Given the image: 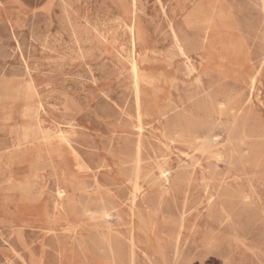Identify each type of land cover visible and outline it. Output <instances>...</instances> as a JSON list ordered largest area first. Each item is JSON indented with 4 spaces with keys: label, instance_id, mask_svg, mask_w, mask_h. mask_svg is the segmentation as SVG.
Listing matches in <instances>:
<instances>
[{
    "label": "rangeland",
    "instance_id": "374dc122",
    "mask_svg": "<svg viewBox=\"0 0 264 264\" xmlns=\"http://www.w3.org/2000/svg\"><path fill=\"white\" fill-rule=\"evenodd\" d=\"M0 264H264V0H0Z\"/></svg>",
    "mask_w": 264,
    "mask_h": 264
},
{
    "label": "bare ground",
    "instance_id": "6f19581e",
    "mask_svg": "<svg viewBox=\"0 0 264 264\" xmlns=\"http://www.w3.org/2000/svg\"><path fill=\"white\" fill-rule=\"evenodd\" d=\"M134 15V14H133ZM197 14H194L191 18L188 19L187 23L190 24L193 21L197 20ZM208 19V18H207ZM204 19L203 22L205 25L208 24L209 19ZM128 32L130 35V39H131V56H130V61H129V65H130V70H131V76H132V81H133V92H134V97H135V103H136V120H137V126H136V130H137V135H142V131L144 129L143 127V114L141 111V91H142V77L140 74V67L138 64V60H137V45H136V38H137V30L136 27L134 25V23H132L130 26H128ZM173 35H174V46L177 50V52L185 58V60L187 61V63L189 64V68L193 71V67L190 64V59L187 56L186 50L184 49V46L182 44V42L180 41V39L178 38V36L176 35V33L173 31ZM74 36V35H73ZM76 39V38H75ZM17 43V42H15ZM77 44V43H76ZM58 45V44H57ZM17 46V45H16ZM153 55V54H152ZM22 56V55H21ZM154 56V55H153ZM149 58V57H148ZM140 59V58H139ZM167 59V58H166ZM144 60V59H143ZM146 60V59H145ZM58 61V60H57ZM62 61V59H61ZM65 61V60H64ZM152 63V62H151ZM154 63V62H153ZM166 66V65H165ZM170 67V66H169ZM167 67V68H169ZM188 73V72H187ZM192 75V74H191ZM2 76V75H1ZM121 77V76H120ZM85 80V79H84ZM119 80V79H118ZM169 81V80H168ZM171 82V81H170ZM256 82V77H253L251 79V89H254V85ZM151 86V85H150ZM29 94V93H28ZM103 95V94H102ZM108 100V98H107ZM128 100V99H127ZM125 101V100H124ZM114 103V102H113ZM127 105V104H126ZM62 107V106H61ZM117 107V106H116ZM39 108H41V106H39ZM33 107L30 105L27 107V111L29 113H34L33 111ZM65 112V111H64ZM52 115V114H51ZM129 116V115H128ZM198 117V116H197ZM148 118V117H147ZM222 134V133H221ZM155 137V136H154ZM220 137V136H219ZM58 138L62 141H65V137L62 134L58 135ZM218 138V136H217ZM46 140L47 136L46 135H41L37 132H31V131H24V133L21 135L20 140L22 142V144H29L33 141H38V140ZM216 139V138H215ZM157 140V139H156ZM162 145V144H161ZM203 146V145H202ZM201 146V147H202ZM165 147V146H164ZM191 148V146H190ZM196 149V148H195ZM189 150V149H188ZM202 150V149H201ZM178 151V150H177ZM74 155V153H73ZM176 155V154H175ZM190 155V154H189ZM188 155V156H189ZM191 156V155H190ZM167 158V157H166ZM165 158V159H166ZM160 159V158H159ZM162 159V158H161ZM138 162V159H137ZM186 169V168H185ZM135 169H133L134 171ZM172 171V170H171ZM167 172V171H166ZM162 175L165 176L166 173L162 172ZM168 177V176H167ZM166 179V178H165ZM168 180V179H167ZM253 190V189H252ZM139 191V190H138ZM137 191V193H138ZM164 192V191H162ZM254 192V191H253ZM165 193V192H164ZM57 195L58 197H62V191L58 190L57 191ZM256 196V194H255ZM134 202V201H133ZM260 203V202H259ZM184 208V207H183ZM183 210V209H182ZM87 212V211H85ZM90 213V212H89ZM132 214V213H131ZM89 215V214H88ZM87 215V216H88ZM103 216V215H102ZM104 218H106L107 214H104ZM91 217V216H90ZM103 218V220H104ZM108 218V217H107ZM181 218V217H180ZM112 221V220H111ZM109 220V223L111 222ZM111 224V223H110ZM132 232V231H131ZM6 244V243H5ZM177 244V243H176ZM186 245V244H185ZM103 246L107 247V249L112 250V242L109 238H103ZM176 250V248H175Z\"/></svg>",
    "mask_w": 264,
    "mask_h": 264
}]
</instances>
